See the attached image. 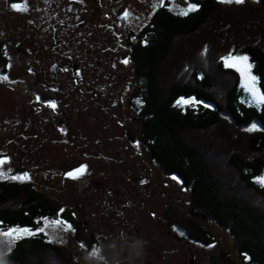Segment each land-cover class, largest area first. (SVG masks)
I'll list each match as a JSON object with an SVG mask.
<instances>
[{"label":"trees","instance_id":"obj_1","mask_svg":"<svg viewBox=\"0 0 264 264\" xmlns=\"http://www.w3.org/2000/svg\"><path fill=\"white\" fill-rule=\"evenodd\" d=\"M188 1L198 7L187 15L160 7L139 37L131 45L127 41L135 68L128 105L138 119L132 131L128 128L129 140L139 141L154 166L166 177H177L190 193L186 206L171 204L165 211L168 226L210 246L213 236L200 221L215 223L234 241L237 253L221 251L211 264H264V187L256 182L264 173V102L260 107L241 102L242 77L224 63L232 55L247 56L264 95V0L243 5ZM8 40L0 31L3 65L10 61ZM184 100L190 101L185 107ZM79 117L71 118V129ZM253 124L257 130L247 131ZM72 135L73 130L71 142ZM77 160L62 170L70 173L85 164ZM50 192L26 181L0 183L1 227L35 232L42 219L58 218L72 225L78 243L87 249L99 246L84 224L48 197ZM57 257L63 264H77L39 233L18 240L9 259L12 264H53Z\"/></svg>","mask_w":264,"mask_h":264},{"label":"rangeland","instance_id":"obj_2","mask_svg":"<svg viewBox=\"0 0 264 264\" xmlns=\"http://www.w3.org/2000/svg\"><path fill=\"white\" fill-rule=\"evenodd\" d=\"M13 4L24 6V0H0V31L2 36L7 39L10 37L14 47L23 49L21 52L25 53V64L22 66H27L28 61L40 52L46 56L48 50L60 51L63 48L70 55V70L68 83L60 85L65 89L63 93L56 96L47 92L55 100L56 108H51L50 104L45 108L38 107V113L49 119L48 122L35 126V137H29L27 132L16 133V137L25 136L20 144L25 160H17L15 164L6 160L0 166V172L3 173L0 180L26 181L34 183L40 190L50 189L48 197L59 201L63 208L84 224L97 237L99 246L115 248L133 243L137 235L144 237L149 241L144 264H211L212 258L221 251L236 256L234 241L215 223L200 221L213 236L214 242L210 246L190 241L168 226L164 218L165 211L172 207L171 204L186 206L190 193L182 187L177 177H166L159 167L154 166L139 141L130 142L127 138L128 128L132 131L131 126L138 120L128 105V101L133 99L135 68L131 50L125 48L128 46L127 41L129 45L132 44L131 34L133 40L139 37L140 30L160 7L166 6L182 15L191 6L190 2L27 0V11H17L12 7ZM69 7H72V11L68 10ZM125 13H128L127 17ZM65 27L70 30L62 33ZM11 51L10 57L16 62L18 53L15 49ZM42 57L39 54L37 67H41L39 61ZM57 59L62 60L63 56L58 54ZM125 60L128 63H124ZM225 61L227 68L238 71L242 77L241 102L260 107L263 102L253 98L241 71ZM48 64L43 63L41 70ZM74 64L77 65V72L72 69ZM37 67L25 69L43 80ZM81 67L83 69L80 70ZM19 68V65L12 64L13 78L35 80L23 76L25 69ZM257 91L261 94L258 87ZM12 103L1 107L6 128L16 117V108ZM180 103L186 106L182 101ZM60 109L69 111L70 119L80 115L75 127H72L75 136L72 135L70 146L64 142L59 145L51 139ZM91 119L92 124L89 125ZM43 129L46 132H42ZM25 130L30 131V128L26 127ZM72 130H68V134H72ZM10 138L13 140L12 135ZM11 146L12 152L19 155V148ZM73 159L85 160L84 165L87 166L86 173L78 178H71L69 172L62 170L65 163ZM13 176L24 178L12 179ZM262 178L264 173L256 182L264 187V183L260 182ZM180 211L181 216L185 215ZM57 219H42L40 228ZM63 227L54 226L46 229L47 235L41 234L67 252L77 264H86L89 249L76 241L73 227V230L67 231ZM0 230H4L1 225ZM31 235V232L22 233L20 239ZM0 239L4 241L2 236ZM245 264L249 262L245 261Z\"/></svg>","mask_w":264,"mask_h":264},{"label":"flooded vegetation","instance_id":"obj_3","mask_svg":"<svg viewBox=\"0 0 264 264\" xmlns=\"http://www.w3.org/2000/svg\"><path fill=\"white\" fill-rule=\"evenodd\" d=\"M130 38H132L133 40L134 37L130 36ZM8 44L10 45V50L15 49V51L18 53V59L15 62L11 57H9V62H6V64L4 65L3 63H0V159H3L4 161L8 160L10 163L15 164L17 160H25L24 151L21 150L20 145L22 138L25 136H21V138L16 137V133L21 134L22 132H27L29 133V137H35L34 134L36 131H33V129H35V126H41L44 124V122H48L49 119L43 118L38 113V107L45 108L52 102H55V100H53V98L50 97L47 92L56 96L64 92L65 89H62L60 85H64L63 83L65 82L68 83L67 75L69 76L70 70L68 60L70 55L68 50L63 48L60 51L58 49H55V51L48 50L49 53L46 52V56L45 53L42 54V52H40L33 60L30 59L28 61L29 64L27 66L23 67L22 65L25 64V62H23V59L25 60V53L22 54L21 52V50L23 51V49H21L19 46L14 47V44L11 40H8ZM125 48L127 49V46ZM9 49L5 50L10 56V54H12V51H9ZM39 54L43 56V60L41 58L39 61L41 63V67H43V63H49L48 66L42 70L41 67L36 66L38 64ZM58 54H61L63 56L62 60L57 59ZM100 61L101 60H99L98 62ZM13 63L19 65L20 70H22L21 68L33 69L37 67L40 70L39 72L43 80L37 79L33 75V72H30L26 69L23 76H27L29 78L33 77L35 78V80L22 77H19L17 79L13 78L14 72L11 69ZM72 66L73 71L77 72V65L74 64ZM83 67H81L80 70L83 69ZM4 76H7L6 80L3 79ZM132 101L133 99H130L128 103H132ZM22 102H24L23 105ZM7 103H12L16 108V117L12 121V123L8 125L9 128H6L7 123L4 111H2L3 109H1L2 105L5 106V104ZM59 113V118H57L56 121V130L54 131V133L52 132L53 138L51 139L57 142L59 145H61V142L71 144L72 142L69 138L70 132L68 134V130H72V119L69 118L70 113L69 111L67 112L66 109H60ZM2 116H4V118H2ZM26 127H29L30 131L25 130ZM42 132H46V130L43 129ZM10 135L13 136L12 141L8 140ZM127 138L129 139L128 135ZM6 141H8V143H12L11 145H15L19 148V155L12 152V146L10 144H7ZM62 177L64 176L62 175ZM4 181L5 180L2 179L0 180V183Z\"/></svg>","mask_w":264,"mask_h":264},{"label":"snow or ice","instance_id":"obj_4","mask_svg":"<svg viewBox=\"0 0 264 264\" xmlns=\"http://www.w3.org/2000/svg\"><path fill=\"white\" fill-rule=\"evenodd\" d=\"M219 2L221 3H228V4H232L235 3L237 5H243L245 3V0H219ZM256 2H259V0H256ZM27 0H24V6H20L17 4H13L12 7L14 9H16L17 11H27ZM197 5H191L187 10L183 11L181 14L182 15H187L188 12L193 11L197 8ZM125 16H128V13H125ZM248 57L247 56H231L229 58H226V64H228L229 66H235L237 67V69L239 71H241L242 75L244 76L245 80L247 81V86H248V90L252 93V96L255 100L257 101H261L264 102V95H261L258 93L257 91V78L253 75H251V67L252 65L248 64ZM124 63H128L127 60L124 61ZM3 79H7V76H4ZM39 99V97H38ZM183 104H189L190 101L188 100H184L182 101ZM51 108L55 109L56 105L55 103H51L49 105ZM205 107H207V105H205ZM257 130V126L255 124L252 125V127H250L249 129H247V131L251 132ZM4 160L0 159V165L4 164ZM87 170V166L83 165L77 169H75L73 172L68 173V176L71 178H78L79 176H82L86 173ZM0 175H3L2 172H0ZM23 179L24 177H16L13 176L12 179ZM175 179V177H174ZM261 183H264V178L261 179L260 181ZM61 212H63V210H61ZM2 223V222H0ZM58 225H63V230L67 231V230H73L72 229V225L68 224L66 221H62V220H54L51 221L50 223H45L43 227L38 228L35 232H32L30 229L28 228H21L19 230H17L16 228H12V229H8V230H0V236H2L4 238V241L7 242V245L9 246L10 254L13 250V245L16 241H18L21 238V234L22 233H29L31 232L32 236L35 237L37 234L39 233H44L45 235H47V231L46 229L49 228H54V226H58Z\"/></svg>","mask_w":264,"mask_h":264},{"label":"clouds","instance_id":"obj_5","mask_svg":"<svg viewBox=\"0 0 264 264\" xmlns=\"http://www.w3.org/2000/svg\"><path fill=\"white\" fill-rule=\"evenodd\" d=\"M125 236H127V231ZM148 246L149 241L138 235L131 244L118 245L115 248L100 245L87 251L86 264H117V262L118 264H144L148 255ZM49 250L53 251L51 248ZM53 255H56L54 251ZM9 256V246L0 239V264H12ZM53 264H63V260L57 257L54 259Z\"/></svg>","mask_w":264,"mask_h":264}]
</instances>
